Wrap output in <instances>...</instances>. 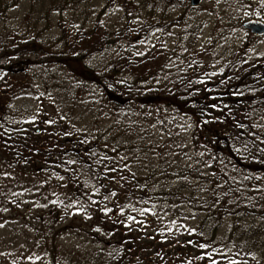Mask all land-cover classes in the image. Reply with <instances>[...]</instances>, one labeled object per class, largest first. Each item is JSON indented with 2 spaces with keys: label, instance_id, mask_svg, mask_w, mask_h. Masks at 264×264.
I'll return each mask as SVG.
<instances>
[{
  "label": "trees",
  "instance_id": "1",
  "mask_svg": "<svg viewBox=\"0 0 264 264\" xmlns=\"http://www.w3.org/2000/svg\"><path fill=\"white\" fill-rule=\"evenodd\" d=\"M180 1L182 6L169 0H106L101 12L118 6L120 25L105 31L106 46L124 45L132 53L128 52V65L113 60L94 70L86 60L95 47V27L76 26L79 14L85 22L94 16L96 26L95 0H0V24H6L8 11L16 5L22 3L27 10L21 29L0 27V86L33 66L59 65L78 94L87 89L84 85L92 84L97 90L91 93L93 101L107 104L116 118L108 129L109 144L100 136L80 133L79 137L74 131L60 141L54 138L57 126L39 123L36 115L33 123L24 117L11 121L9 105L21 89L0 93V166L22 174L27 167L39 165L36 172L44 169L63 177L66 187L61 178L51 184L65 188L67 200H75L87 217L62 223L61 210H40L41 218L25 219L24 237L31 248L17 250L11 254L17 256L13 262L3 264L36 262L35 247L38 263L31 264H60V256L67 264H212V260L264 264V52L253 56L246 45L214 51L225 41L228 24L238 21L236 12L229 15L231 19L224 18L226 29L220 26L213 32L217 41L209 37L206 49L199 52L201 26L187 18L193 7L185 5L187 0ZM80 4L85 9H79ZM174 10L179 16H172ZM53 24L60 34L44 43L42 34L53 31ZM166 28L178 31L165 52L168 62L144 60L150 64L148 70L122 77V65L133 69L139 61L135 44ZM172 62L175 66H168ZM157 72L162 74L153 78ZM23 92L28 93L24 88ZM182 119L191 121L192 148L208 166L203 172L175 165L171 150L161 142L179 128ZM33 124L44 128V139L35 142L36 149L26 156L16 146L24 140L17 137L29 134ZM23 178L22 182H31L28 175ZM175 179L177 184L169 183ZM9 187L1 176V202L15 201ZM78 227L91 239L101 238L103 246L67 255L60 240ZM147 227L154 231L145 236ZM111 247L115 254H110Z\"/></svg>",
  "mask_w": 264,
  "mask_h": 264
},
{
  "label": "rangeland",
  "instance_id": "2",
  "mask_svg": "<svg viewBox=\"0 0 264 264\" xmlns=\"http://www.w3.org/2000/svg\"><path fill=\"white\" fill-rule=\"evenodd\" d=\"M133 1L141 3L144 0ZM169 1L173 2L176 6H182L183 4V1L180 0ZM105 2L106 0H95L94 13L99 20L96 26L93 24L94 16H89L85 22L83 16L78 13L80 21L76 27L84 26L85 29L95 27L94 34L96 41L93 40L92 42L95 47L86 60V63L92 69H94L93 67H101L103 64L107 66L111 64L110 61L113 60L114 62L117 61V63L125 62L128 65L130 56L128 52L132 53L130 50H126V46L124 45L115 44L106 46V40L104 41L103 39L105 31L109 30L115 23L118 27H120V25L119 22H117L119 7L115 5L113 8L103 13L101 10L105 7ZM263 4L264 0H249L247 3H245V0H201L200 4L187 14L189 21L191 20L201 26L200 35L197 40V50L200 52L201 48L206 49L209 37L217 41L213 32L218 30L220 26L226 29V21L232 18H229V15L236 12L237 14L240 13L238 21H236L234 25L228 24L229 26L226 29L228 32L223 36L225 41L222 44L221 42L218 43L214 51H216V53L221 51L225 52V50L232 46L237 49L246 45L249 48L251 47V55L260 56L263 54L264 33L262 35H252L241 26L244 22L249 20L264 23ZM185 5L187 7L189 6V0L185 2ZM160 8H162V6H160ZM79 9H85V6L80 4ZM129 9L131 10L130 13L135 11L133 3L129 4ZM25 11L27 10L24 4L21 3L16 5L8 11L5 17L7 20L6 24L3 25V23H1L0 27L6 26L8 29L14 31L17 30L18 27L21 29L20 22L23 20ZM80 13H83V11ZM171 14L176 17L177 15L179 16L180 12L174 10ZM225 17H227V20H224ZM68 19L69 16L67 17V20ZM53 20L55 22L54 18ZM53 26H55L53 31H47L42 34L44 43L49 42L51 39H55L60 34L59 27L56 24H53ZM224 28L223 30L226 31ZM70 34H74L73 30ZM175 34H178L177 30L172 28V30L167 31L166 28L165 31L162 30L161 34L159 31L152 33L150 38L144 43L137 42L135 44L137 50L135 49L136 52L134 54L136 58H139V63L136 62L133 69H130V67L126 65H122L123 70H121V68L119 69L121 76L127 79L131 75H141L144 71L148 70L147 66L150 65L155 58L162 60L161 62L163 63L168 62L169 54L165 52L172 45L171 40ZM219 35L218 33V36ZM60 46L61 45L58 44L54 46V49ZM144 60L150 64L146 63ZM41 66H44V68L33 66L28 71L21 72L16 77L8 78L6 84L2 87L0 86L1 94L7 89H11L13 94L15 90L21 89V92H18L16 94L17 96L12 100L13 103L9 105L13 116L11 121L17 123V121L23 119V117L25 118L24 120L32 121L35 120L36 115L39 123L47 122L49 128L50 126H57V136L54 135V138H58L60 141L61 138L68 135L70 131H74L78 132L79 137H82L79 135L80 133H86V137L90 135L93 137L100 136L104 143L109 144L107 140H109L110 130L108 129L114 124L116 118H113L111 113L108 112L107 104H103L100 102L101 100L98 101L95 98L96 103L93 101L92 94H96V88L92 84L84 85L87 89H84L82 95L81 93L78 94V91H75L76 87H74L72 82L64 75L63 69H58L59 65H56L57 67L54 65L45 66L44 64ZM168 66L174 67L175 65L172 62ZM163 70H165V68H163ZM151 73L152 72L149 74ZM165 73H167V71H165ZM161 74L162 73L157 72L153 75V78ZM23 88L24 91L28 92L27 94H24ZM20 94L23 95L20 96ZM1 98L2 96H0V102ZM32 110H34V112ZM30 129L31 132L29 134L22 132L19 133L17 137L18 141L24 140L21 145H16L21 146L20 150L24 155L27 154L26 152L35 150V145L37 143L41 144L40 142L44 139V128H42L40 124H33ZM103 135L105 137H103ZM191 136V121L189 119H182L179 123V128L173 134L163 136L161 142H166L168 149L171 150L170 158L174 160L175 165H178L182 169L189 167L203 172L207 170L208 166L203 155L201 153H196L194 148H192ZM65 137L67 138V136ZM158 137L159 135H156V138ZM66 138L64 140H66ZM55 147L58 149L59 145L55 144ZM13 148H15V146ZM29 168L30 167H27L25 173L20 174L17 169H7L5 166H0V177L3 176L5 180L12 185V187L7 188L9 196L11 198L16 197L15 201L11 199H6L4 202L0 201V264L8 262L10 259L11 261L12 259L14 260L17 256L11 254H16L17 250H20V253H22L31 248V245L27 246L29 238L24 237L27 226V221L25 219L34 221L41 218L43 215L37 214L40 210L46 209L47 213L51 210H61L62 214L59 216V219L62 223L65 221L80 222L83 218H87L83 216L82 211L76 207L75 200L72 202L67 200L69 193L65 188L54 187L52 185L53 181L54 183H58L60 179L55 173L51 174V172H46L44 169H41L42 171L38 169L40 172H36L39 165ZM24 174L28 175L31 182H22L21 179H24ZM16 181L19 182V185L17 183L14 185ZM48 182H50V184ZM177 182L178 180L175 179L169 183L175 185ZM61 183L63 187H66L62 179ZM12 191H14V193ZM52 196L53 198H51ZM48 216L49 215L46 217ZM151 229V227L145 228V236L151 235L154 228ZM112 241L113 240H111V242ZM101 242V238H99V240L97 237L91 239L85 230L80 227L60 240L63 249L67 250V255L83 252L91 248L102 247L103 244ZM38 249V247H35L34 251H32L35 253L34 258L36 262L32 259H26L25 264H31L32 262L38 263L36 256ZM109 252L110 254H115L113 247L109 249ZM66 260L63 256L59 257L60 264H67Z\"/></svg>",
  "mask_w": 264,
  "mask_h": 264
},
{
  "label": "water",
  "instance_id": "3",
  "mask_svg": "<svg viewBox=\"0 0 264 264\" xmlns=\"http://www.w3.org/2000/svg\"><path fill=\"white\" fill-rule=\"evenodd\" d=\"M201 0H189L191 7H197ZM242 28L252 35H262L264 33V23L255 20H249L244 22Z\"/></svg>",
  "mask_w": 264,
  "mask_h": 264
},
{
  "label": "snow or ice",
  "instance_id": "4",
  "mask_svg": "<svg viewBox=\"0 0 264 264\" xmlns=\"http://www.w3.org/2000/svg\"><path fill=\"white\" fill-rule=\"evenodd\" d=\"M68 163H72V161H68ZM61 179H63V177H60ZM113 195H115V193H113ZM107 211V210H105ZM144 211H147V209H144ZM129 219H132V217H129ZM201 247H204L203 245ZM209 259H211V257H209ZM212 264H217L216 260H212ZM228 264H237V261L235 260H231L228 262Z\"/></svg>",
  "mask_w": 264,
  "mask_h": 264
}]
</instances>
